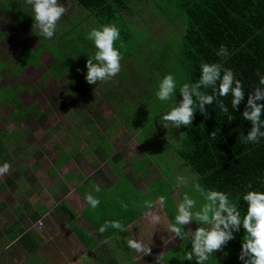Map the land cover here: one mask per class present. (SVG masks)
I'll use <instances>...</instances> for the list:
<instances>
[{
    "label": "trees",
    "instance_id": "16d2710c",
    "mask_svg": "<svg viewBox=\"0 0 264 264\" xmlns=\"http://www.w3.org/2000/svg\"><path fill=\"white\" fill-rule=\"evenodd\" d=\"M151 1L157 9L156 11L168 19L174 22L180 18L183 19L185 29L179 41L176 36L170 34L166 40H149L143 46L145 36L131 24V21L125 20L123 17V11L131 9L129 0H76L77 4L83 8L86 17L81 18L80 22L73 21L69 29L64 26L59 27L51 40L41 36L39 29L33 28L34 21L19 5V1L0 0V15L16 14L13 18V25L25 23L28 31L40 41V44L32 49L19 36L13 37V43L21 54L18 59L5 56L0 52V109L9 105L10 113L7 121L11 119L16 123H20L29 116L43 122L51 115L50 109H43L35 101L29 105L23 103L18 96L23 85L18 82L14 83V81L9 84L1 83L8 70L10 73L8 71L7 74L18 76L23 68L29 65L39 66L41 54L44 50H49L54 60L42 76L45 79L55 76L62 81L66 95L56 101L59 106L70 109L73 105L70 99L74 95H78L81 101L85 100V97H90L92 100L106 99L117 109V116L127 129L135 132L140 128L141 142L152 148L158 140L156 128L161 117L182 100L179 90L183 84L198 81L202 63H223L224 67L232 69L236 78L243 83L246 95L239 111L231 108L232 97L230 95L226 98L221 97L220 99L229 108V113H223L216 103L207 106L206 116L197 110L193 125L182 126L178 146L176 147L166 140L168 145L164 150L169 147L174 148L180 159L186 162L193 172L197 173V184L206 191L215 190L228 194L231 202L238 205L243 216L247 212V203L243 201V195L251 190L264 191V138L257 144H242L239 139L241 134L247 135L251 129V123L242 117L247 94L258 86L264 87L259 85L257 75V70L261 75H264V0ZM60 2L65 3L67 0H60ZM89 20H92V25H89ZM108 24H115L120 30V40L116 41L114 46L120 50L123 56L122 70L113 81L90 85L85 79L86 62L91 55L95 54L96 48L94 42L86 37L93 28ZM136 35L140 36L141 42L137 40ZM3 36L4 32L0 29V39ZM150 41L154 46L147 45ZM221 44L226 45L229 49L230 55L227 59L216 55ZM168 67H171L170 70H165ZM163 68L161 74L163 76L172 74L177 81V88L169 101H160L167 112L158 116L163 108L157 107L155 113L157 118L150 122L145 115L149 111L147 104L153 106L150 97L155 96L154 93L157 92L152 81L154 79L156 81L158 78L159 80L163 79L159 73ZM136 78L142 80L143 86L140 81L136 82ZM95 86H97L98 92L97 90L94 92ZM208 92L211 94L210 89ZM132 96L135 98L131 100ZM88 108V110L81 108L78 115L85 117V114L91 113V106ZM83 112L86 113L83 114ZM229 115L235 117L231 122L228 120ZM85 123V121H81L80 124L81 126L89 124L85 125ZM119 124V121L115 119L113 126L117 127ZM79 128L70 131V143L66 144L65 151L59 157L57 168L64 166L70 160L74 149H77L75 145H79L77 139L83 141L85 138L84 135H78L81 132ZM213 132L215 133L214 137L211 135ZM73 134L75 137L72 136ZM90 135L94 139L90 141L91 138H87V146L79 151V154L83 156L87 151L100 146L105 149V151L100 150V155L108 156L112 145L107 144V139H101L94 132H91ZM12 136H17L16 130L8 134L5 129L0 133V164L4 162L14 164L20 151L24 149V144L20 141L12 146L11 143L14 140ZM151 157L161 167H164L163 163H165V168L171 169V165L164 159L163 154L160 156L161 163L155 156ZM112 158L118 159L120 155L115 154ZM150 161L149 157H145L142 160L134 159L131 164L137 172H141L145 170ZM34 167L36 168L37 165ZM34 167L23 165L20 172L21 179L33 181ZM71 176V173H67L68 178ZM78 176L82 178L81 174ZM86 183L89 187L81 189L83 195L86 196L94 191V196L100 199V205L96 209L93 210L89 205L85 209L87 215L91 216L89 217L91 221L98 226H102L106 221H119L127 228L149 210L146 207L140 209L135 206L137 200L135 198L138 197L134 195L137 191L131 185V181L125 184L121 179L112 189L105 192L101 190L98 193L95 191L93 180L88 179ZM152 184H150V195H147L149 200L152 202L154 198L165 197L163 209L169 215L172 224L175 223L178 208L171 197L175 190L174 185L169 180L154 181ZM249 184H252L251 189L248 188ZM116 186L117 188H115ZM92 187L93 190L88 192L87 189L90 190ZM0 188H4L3 183ZM189 192H194L197 195L195 190L189 189ZM125 204L127 209L124 208ZM45 207L47 206L44 205ZM28 208V204L23 208L18 207L17 212L21 215ZM67 209L74 212L69 205H67ZM39 215V210L31 213V217L35 220ZM92 217H96V220L94 221ZM202 227H207V225H202ZM114 230L116 229L109 228L103 234L107 237L111 236ZM185 230L187 229L185 228ZM76 232L84 243L88 244V234L78 227H76ZM245 234L241 226L240 231L234 233L235 239L229 241L224 250L215 253L217 264H243L239 256ZM93 242L96 244L95 241ZM180 247L191 249V242L184 240ZM106 251L109 254L111 250ZM183 254L185 255V253ZM112 258L113 256L110 255V260ZM111 264H117V261L112 259ZM185 264H196V262L195 260H186Z\"/></svg>",
    "mask_w": 264,
    "mask_h": 264
},
{
    "label": "rangeland",
    "instance_id": "374dc122",
    "mask_svg": "<svg viewBox=\"0 0 264 264\" xmlns=\"http://www.w3.org/2000/svg\"><path fill=\"white\" fill-rule=\"evenodd\" d=\"M17 1L20 2L19 5L34 21L32 6L28 5L25 0ZM60 3L67 9V12L59 22L57 30L61 26L69 29L73 21L80 22L81 18L86 17L83 8L77 4L76 0H67L65 3ZM129 3L131 9L124 10L123 17L125 20L131 21V24L145 36L143 46L149 40H166L170 34L176 36L177 41L180 40L185 29L182 18L175 22L168 19L156 11L157 9L151 0H129ZM15 16L16 14L13 13L0 15V29L4 32V36L0 39V52L5 56L18 59L21 54L13 43V37L19 36L32 49H35L40 41L28 31L29 29L25 23H17L14 26L13 18ZM92 23V20H89V25H92ZM136 37L141 42L140 36L136 35ZM147 45L154 46L151 41ZM53 60L52 53L49 50H44L40 56L41 64L39 66L29 65L23 68L18 76L7 74L8 70L1 81L2 84H9L14 81V83L18 82L23 85L18 94L23 103L29 105L35 101L43 109H50L51 115L43 122L29 116L20 123H16L11 119L7 121L10 113L9 105L0 109V133L5 129L8 134L16 130L17 136H12L14 139L11 143L12 146L18 141L24 144V149L20 151L15 163L11 164L10 173L0 177V186L1 183L4 184V188H0V228L3 229L9 225L10 221L14 223L17 220L23 227H36L43 233V238L47 240H57L59 237L58 240L65 241V234L67 236L69 234L75 246L76 261L74 264L85 253L87 256L80 260V264H111L112 259L117 261V264H155L156 260L160 258L158 257L160 253H163L161 264H185L186 260H184L183 253L191 249H182L180 246L184 240L176 238L173 233L168 231V227L172 222L166 211L160 208L158 204L159 197L153 199V209L147 210V212L156 211L158 213L160 216L159 223L150 222L145 215L147 212H145L132 224L128 225L126 233L116 229L111 233V236L107 237L99 233L100 226L93 223L89 218L91 216L87 215L85 209L88 204L86 196L81 191L83 187H89L86 183L88 179L93 180L95 187L99 185L104 192L112 189L121 179L125 184L131 181V185L137 191L134 195L138 197L135 198V200L137 199L135 206L142 209L145 207V201H150L147 196L150 195V184L154 181L169 180L175 187L171 197L177 208L183 201L184 194L187 193L196 200V210H199L205 203L203 195L199 192H197V195L194 192H189V189L196 191L197 173L193 172L189 165L180 159L174 148L169 147L164 150L168 145L166 140L170 144L178 146L182 127L180 129L172 127L166 129L160 121L156 128L158 140L152 148H149L147 144L144 145L140 140V128L135 132L127 129L123 121L118 118L117 109L106 99L92 100L90 97H85V100L81 101L78 95H74L70 99L73 104L70 109L59 106L56 101L66 95L62 81L55 76L48 79L42 76ZM170 68L168 67L165 70L168 71ZM162 70L164 68L160 69V74L163 73ZM161 77L164 76L161 74ZM161 80L158 78L156 81L155 79L152 81L157 91ZM139 81L143 86L142 80L136 78V82ZM94 88V92H96L95 90L98 92L97 86ZM133 98L135 97L132 96L130 99ZM150 98L153 106L147 104L149 111L145 115L150 122H153L157 118V114H155L157 107L162 109L164 105L156 95H152ZM89 106H91V113L85 114L86 112H83L86 115L85 117L78 115L81 108L88 110ZM161 111L158 116L163 112H167V109L163 108ZM115 119L120 123L117 127L113 126ZM81 121L89 124L86 125L85 123L86 126H81ZM74 128H79L81 132L78 135H84L85 138L83 141L77 139L79 145H75L77 149H74V154L70 160L64 166L57 168V161L65 151L66 144L70 143L69 133ZM91 132L98 134L101 139L106 138L107 144L112 145L108 156L106 154L100 155V150L105 151L100 146L87 151L83 156L79 154V151L87 146L88 139L91 138L90 141L94 139L90 135ZM74 134L73 137H75ZM115 154H119L120 158L113 159L112 157ZM161 154L171 165L170 170L167 167L165 168V163H163L164 167H161L151 157L155 156L161 163ZM145 157H149L151 161L146 165L145 170L137 172L131 163L134 162V159L142 160ZM23 165L31 168L37 165L36 168H33V181L21 179L20 172ZM67 173H71L72 176L68 178ZM79 174L82 175V178H79ZM178 177L186 178L187 185L178 187ZM91 190H93V187L90 190L87 189L88 192ZM90 193L93 194L94 191ZM27 204L29 208L24 210L20 216L17 213V208H23ZM44 205L47 207L44 208ZM67 205L71 206L74 212L68 210ZM37 210H39L41 216L38 221H34L29 215ZM92 218L94 221L96 220V217ZM71 222H74L76 227L88 234V244H85L80 235L73 230ZM200 226L202 227V225L193 222L185 228L190 227L194 231ZM127 239L143 241L145 245L151 247L152 255L142 256L134 252L127 246ZM225 248L226 246L223 250ZM108 249L111 250L109 254L106 251ZM110 255L113 256L111 260ZM215 256L214 253L209 260L211 262L208 261L207 264H217V256Z\"/></svg>",
    "mask_w": 264,
    "mask_h": 264
},
{
    "label": "clouds",
    "instance_id": "9594fccd",
    "mask_svg": "<svg viewBox=\"0 0 264 264\" xmlns=\"http://www.w3.org/2000/svg\"><path fill=\"white\" fill-rule=\"evenodd\" d=\"M32 6L34 12L33 28L39 29V33L46 39L54 38L59 22L66 14L67 9L60 3V0H25ZM93 41L96 51L86 62L87 73L86 82L90 85H97L113 81L122 70L123 56L115 42L120 40V30L115 24L103 25L93 28L86 37ZM123 47V44H121ZM216 55L222 59H227L230 55L226 45L221 44L216 51ZM201 73L195 83H185L180 88L179 93L182 100L172 107L169 112L161 117V124L164 128L170 127L180 129L193 125L197 110L203 115H207V106L213 103L218 104L223 113H229L221 97H232L231 108L239 111L240 105L245 100V90L241 80L236 78V74L230 68L224 67L223 63H202ZM259 85L264 86V75L257 70ZM177 88V81L172 74H167L160 81L158 91L155 93L158 100L167 102L173 97ZM211 90L209 94L208 90ZM244 120L251 123V129L247 135L241 134L239 137L242 144H257L264 138V87H256L247 94V102L242 112ZM232 115L228 116L229 122L234 120ZM213 137L215 133L211 134ZM11 164L4 162L0 164V177L10 173ZM188 183L184 177L177 178V186H186ZM252 188V184L248 185ZM197 192L201 193L205 203L199 210H196V200L187 193L183 196V201L178 205L175 223L169 225L168 231L173 233L180 240H189L191 250L184 255V260L193 261L196 264H207L214 253L222 251L229 241L235 239L234 233L239 232L241 226L245 231L242 250L239 259L243 264H264V191L251 190L243 195L242 199L247 203V212L241 215L237 204L232 203L229 195L222 191H206L199 184L195 185ZM95 191H101L99 185ZM87 204L94 210L100 205V199L91 193L86 194ZM165 197H159L158 204L163 208ZM145 207L153 209L151 201H145ZM127 209V205H124ZM150 222L159 223L160 216L156 211H148L145 214ZM193 222L207 227H197L194 231L189 227ZM109 228L120 231H127L119 221H106L99 228V233H105ZM127 246L142 256L152 255L150 246L137 239H127ZM82 255L80 260L86 257ZM163 253H160L155 264H161Z\"/></svg>",
    "mask_w": 264,
    "mask_h": 264
},
{
    "label": "crops",
    "instance_id": "0c3cea01",
    "mask_svg": "<svg viewBox=\"0 0 264 264\" xmlns=\"http://www.w3.org/2000/svg\"><path fill=\"white\" fill-rule=\"evenodd\" d=\"M40 216L41 214L35 220L31 214L29 215L34 221H38ZM15 221L14 223L10 221L9 225L3 229L0 228V264L75 263V246L69 234L68 236L65 234V241L58 240V236L57 240H47L43 238V233L36 227H23L19 221ZM71 226L76 232L74 222L71 223Z\"/></svg>",
    "mask_w": 264,
    "mask_h": 264
}]
</instances>
